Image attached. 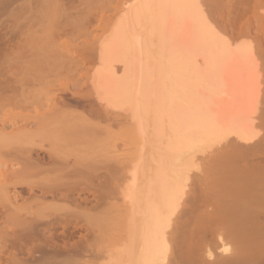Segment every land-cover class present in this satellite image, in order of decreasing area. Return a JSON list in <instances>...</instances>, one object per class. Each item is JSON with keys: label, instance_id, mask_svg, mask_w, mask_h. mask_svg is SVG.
<instances>
[{"label": "bare ground", "instance_id": "bare-ground-1", "mask_svg": "<svg viewBox=\"0 0 264 264\" xmlns=\"http://www.w3.org/2000/svg\"><path fill=\"white\" fill-rule=\"evenodd\" d=\"M16 1L21 0H0L1 18ZM215 1L127 0L121 6L119 18L110 23L97 48L90 49L88 72L84 74L87 89L80 97L83 100L79 98L72 109L121 111L132 122L136 149L127 165L117 167L116 172L121 171L115 172L118 176L113 187L107 179L95 185V172L88 178L84 175L88 182L75 180L83 170L70 165L52 148L33 145L24 152L21 171L3 174L12 182L0 192V223L9 229L1 234L0 264H75L85 253L87 236L81 233L79 242L71 238L88 226V217L112 193L120 207L121 221L106 247L109 264H264L263 53L254 49L249 31L245 34L243 29L232 28L234 34L230 35L221 28L211 16ZM36 3L29 0V8L25 3L18 6L19 18L12 25L13 20L8 23L10 32L13 27L22 35L26 25H36ZM243 4H247L245 0ZM29 12L27 21L31 23L25 25L22 22ZM5 22L0 28L6 31ZM5 31L0 32V101L5 102L3 106L30 104L35 108L34 116L18 115L9 120L11 126L23 120L24 125L16 130L32 135L36 131L27 130L28 124L36 123L43 129L56 120L60 106L71 105L64 100H49L47 108L52 109L42 114L35 96L23 94L24 100L19 97L21 90L13 84L21 80L23 60L22 65H32V73L37 69V43L34 39L29 51L25 50V44L17 42V35L15 42L21 46L17 44V50L12 43L14 37L7 38ZM9 61L16 74L5 71ZM2 124L8 126L5 121ZM219 152L228 155L223 156L226 165L220 166L222 185L218 180L224 201L219 196L218 205L214 202L217 208L212 205L213 196L211 203L204 202L211 204L212 212L225 205L222 208L226 211L221 212L232 217L235 242L228 240L235 248L224 245L222 241L227 243L225 239L230 238L226 237L219 253L208 250L203 257V238L199 236L206 239V234H201L200 228L199 235L195 230H182L187 213L192 214L188 211L192 201L210 194L198 187L201 196L194 199L190 195L198 190L192 183L201 176L197 172L199 161ZM4 156L13 157L9 153ZM45 159H50L48 165ZM40 167L49 177L31 182L26 175L36 177ZM43 170L41 173H45ZM195 173L199 176L194 177ZM9 186L14 189L13 195L6 191ZM85 191L89 195L84 196ZM46 198L51 200L47 202ZM201 202L197 204H204ZM37 205L41 208L35 210ZM59 228L63 229L61 239H70L71 244L58 242Z\"/></svg>", "mask_w": 264, "mask_h": 264}, {"label": "rangeland", "instance_id": "rangeland-1", "mask_svg": "<svg viewBox=\"0 0 264 264\" xmlns=\"http://www.w3.org/2000/svg\"><path fill=\"white\" fill-rule=\"evenodd\" d=\"M126 1L127 0H37L35 6L36 23H33L36 25H33L34 27L32 26V28L35 29L31 30L32 28L30 27V29L28 27L29 25H26V23L28 24V22H30L27 21L31 16V12H29L25 15L26 20L23 19L22 22L27 27L21 30L22 33L19 31L22 35H18L19 33L15 32L18 30H15V28L14 31L13 27L11 33L9 28L14 20L19 18L16 17L18 6L25 3L26 7L29 8V0L14 2V4L10 6V9L8 7V12L4 13L2 18L0 17V24H3V21L6 20L4 23L5 27L13 20L10 25L7 26L8 30L5 31L3 27L0 28V32H6L4 34L7 38L14 37V39L12 38V43L14 42L16 46L12 44L13 47H17V44L18 47H21L19 43L16 44V39L17 42H20V45L21 43L25 44L24 49L28 51L30 43H32L34 39L37 43V69L32 73V71H30L32 65L29 64V66L26 62L25 66L22 65L23 60L18 77L21 80L19 83L13 84V86L21 90L19 97L24 100L23 94L26 97L35 96L37 98L35 99L34 97L35 103L38 105L37 109L42 114H46L52 109L47 108L49 100L50 102L52 101V103L64 100L71 105L67 108L60 106V110L56 112V120L43 129H40L36 123L28 124L27 130L33 129L36 131L34 134L29 135L16 130L18 127L24 125L23 120H19L17 125L12 124V126L9 120L18 115L34 116L37 114L35 108L30 107V104H25L26 107L3 106L5 102L0 101V192H3L2 190L4 188L2 187H4L5 184L12 182L11 177L5 178L3 174L5 172H8V174L20 172L22 168L20 162H23V159L26 158V154L23 155V153L33 147V145H40L44 149L52 148L60 157L67 160L70 165L82 169L83 171H80V175L76 176L75 180L88 182L87 179L83 177L86 176V178H88L87 176L90 173L95 172L93 176V183L95 185L107 179L113 187V183L117 181L116 176H118L117 174L121 171L118 170V172H116L117 167L121 166L122 168V166L127 165V162L129 163L128 160L130 159V155L133 154V149L136 146V142H134V128L129 118L121 111L113 112L111 110L99 109L96 113H91L89 109H72L74 108L72 106L77 104L76 101L83 96L87 89L84 84H86V82L88 83L85 75L88 72L87 57L91 54L90 49L97 48L99 41L105 37L106 33H108L107 31L111 28L112 24L110 23H113L114 20H117L121 15V6L124 5ZM245 2L247 4L244 5L243 0H216L214 2V7L216 6V8H213L211 16L214 15L213 19L219 23L223 30H228L230 35L234 34L232 28L243 29L245 34L249 31L250 33L247 34L250 39L249 41L252 42L254 49L258 48V51L261 50L259 51L263 53L261 54L262 56L260 55V57H262L261 63H264V0H249V2L245 0ZM231 30L232 32H230ZM17 35L19 38L15 39ZM14 48L11 47V49ZM28 55L30 56V53H28ZM62 55L65 57H62ZM261 66L264 65L261 64ZM5 71L8 74L17 73V69L10 61L6 64ZM31 88L35 90L30 92ZM26 90H29L28 93ZM81 99L82 98L79 100L80 102ZM3 121L7 122L8 126H4L2 124ZM6 153L13 155V157L4 156ZM211 155H214V157L212 156L213 158H211ZM223 156H225L224 152H219L216 155L214 153L210 154L209 157L207 156L210 158V161L208 158V161L206 158L199 161V171L197 170V172L200 173L201 176H199L198 173L193 175L195 177L197 174L199 177L197 180H194V178L192 179L195 181L192 183V186L195 183L196 185L194 184L195 186L193 189L196 187L195 190H197L198 187H200L199 189H204L206 193L210 194H206L203 191L204 195L202 196L206 197V195H208V199H203L201 197L199 200L192 201V198H190L189 200L193 202H190L191 206L194 205L192 207L190 206V208L188 206V211L192 214L187 213L189 216L186 215V220L184 219L186 227L184 226L185 229L182 231L195 230V233L198 235L200 233L206 234V239L202 237L204 235L199 236L200 239L203 238L206 240V242H204L203 239L200 241V249L202 248L201 251L203 250V252H205L202 255L203 257H206L208 250L213 254L219 253L223 243H226V241L222 240L226 237L230 238L225 240L232 239L234 241L233 233L235 234V229L233 227L232 217L226 216L227 212L222 214V212L226 211V208L223 209L225 205L223 206L221 203L224 201L222 200V194H220L222 193L220 190H222L223 187H218L219 182H221L220 185H222V173H220L222 167L220 168V166L222 163H224L222 164L223 166L227 163V161L224 162L225 159ZM2 157H6V159ZM41 157H43V155H41ZM225 157H228V155ZM228 159L226 158V160ZM49 160L45 159V165H48L47 163ZM26 164L28 165L29 163L27 162ZM43 167H40L41 169H37V171H42ZM29 168L31 169L30 166ZM107 170L109 173H106ZM41 171H39L40 174H37L36 177L30 175L26 176H28L31 182L37 183L49 177L44 170L45 173H41ZM18 189L20 191L22 190L20 188ZM199 189L197 190L198 193L191 189V192L197 195L195 197V195L190 192V195L194 196V199H198L201 196H199ZM6 191L9 195L14 194V189L11 186H9ZM85 192L84 196L89 195L87 191ZM212 193L214 195L216 194V199ZM108 196L106 195L100 202L101 206L97 209L98 211L91 212V216L88 217L90 220L87 219V229L83 228L85 231L79 229V233L75 235L76 237L71 238L73 239L72 241L79 242L82 234L87 236V241L84 243L85 253L75 264H109L105 253L106 249L109 247L108 245L111 244L110 240L113 239L112 237L119 227L121 211L118 203L116 205V201L114 200L115 195L112 193ZM211 196H213V198ZM90 197V199L93 200L92 196ZM210 197L211 200L213 199V206H215L214 202H217L216 205H218L217 200L220 199L221 202L219 201V205L221 204L223 208L221 206L220 210L213 209L212 212ZM49 200L51 199L46 198L47 202ZM208 200L210 201V205L206 204L209 202ZM201 201L204 204L199 206L197 203ZM190 203L188 205H190ZM233 204L234 203H231V206L234 207ZM89 206H92V204H89L88 207ZM194 206L195 209H193ZM206 207L210 208H207L206 211ZM38 208H41V206H35V210ZM215 208L217 207L215 206ZM228 208L231 207L229 206ZM260 209H262V207H260ZM208 210L209 213L212 212V214L209 215L207 213ZM221 210L224 211L221 212ZM229 226H232V229H229ZM199 228L201 229V231H199L200 233L198 232V230H200ZM8 230L6 225L0 223V243L3 241L1 234H5ZM62 230L61 228L57 230L59 235L58 242L60 244H64L65 242L71 244L70 239L63 238L64 242L61 239V236L63 237L61 234ZM196 234L195 236L198 240L199 238ZM218 234H220V236H218ZM223 235L225 236L223 237ZM229 240L226 244L224 243L227 247L232 244V242L229 243ZM220 243H222V245ZM219 245L221 246L219 247ZM232 245L229 248L234 249L235 244Z\"/></svg>", "mask_w": 264, "mask_h": 264}]
</instances>
